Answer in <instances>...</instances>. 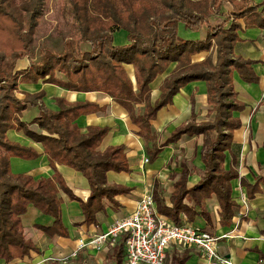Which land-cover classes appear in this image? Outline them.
Wrapping results in <instances>:
<instances>
[{
	"label": "trees",
	"instance_id": "16d2710c",
	"mask_svg": "<svg viewBox=\"0 0 264 264\" xmlns=\"http://www.w3.org/2000/svg\"><path fill=\"white\" fill-rule=\"evenodd\" d=\"M78 24V39L65 37L60 49L41 43L36 57L33 43L38 18L43 14V0H0V259L10 262L39 251L25 238L21 215L29 205L52 217L51 225L35 227L48 236H67L62 222L60 191L78 201L83 219L80 224L96 222V213L103 210L104 199L115 204L114 196L129 193L130 188L108 184V171L128 172L129 165L123 145L99 150L108 127L89 125L83 132L76 123L78 117L104 110L90 101L69 102L55 98L57 109L41 102L43 91L16 96L18 82L43 79L73 91H102L124 107L138 126L149 160L155 159L163 146L176 142L181 135H201L204 168L197 170L199 181L189 187V163L182 160L179 177L168 201L164 192L154 184L152 196L156 210L181 224L193 204L207 215L204 199L215 194L220 207V223L229 225L236 203L232 198L231 180L237 177L232 168L225 169V151L232 146L233 131L240 121L233 111L241 109L233 85V73L249 83L257 82L253 61L233 54L240 40L238 30L243 19L246 27L264 28V1L252 0H68ZM228 6L229 10L224 11ZM97 14L103 20L90 15ZM213 15L223 16L221 22H211ZM99 16V17H100ZM100 21L92 26V22ZM106 21V23H105ZM192 31L205 29L203 40L184 39L178 35V25ZM123 29L127 44L114 45L113 32ZM215 49L214 58L211 50ZM210 52L203 60L192 62V55ZM24 57L30 59L27 70H16ZM171 62L176 66L159 85V95L151 101L150 84ZM125 64L134 68V81ZM62 75L63 79L57 77ZM195 81L206 84L209 121H196V115L176 128L161 144L151 129L150 121L159 109L170 104L173 96L185 85ZM40 103V104H39ZM143 104V106H140ZM37 106L39 114L30 120L21 117L25 109ZM8 129L22 130L42 144L52 177L34 179L24 173H13L10 157L34 159L37 153L6 137ZM63 164L80 171L88 180L86 199L74 194L56 165ZM257 190L254 188L253 191ZM264 218V212H263ZM123 238L113 250L116 264L123 260ZM188 250L166 254L168 264H186ZM168 259V260H167ZM165 262V261H164ZM258 264H264L259 252Z\"/></svg>",
	"mask_w": 264,
	"mask_h": 264
},
{
	"label": "crops",
	"instance_id": "0c3cea01",
	"mask_svg": "<svg viewBox=\"0 0 264 264\" xmlns=\"http://www.w3.org/2000/svg\"><path fill=\"white\" fill-rule=\"evenodd\" d=\"M228 10L229 7L225 6L224 11ZM223 18L221 15H213L211 22L219 23ZM238 22L241 24L238 30L240 40L234 44L233 54L253 61L252 68L258 80L254 83L245 82L237 72L233 73L236 101L242 107L232 114L238 118L240 126L233 131L232 146L225 151L223 162L225 169L232 168L237 172V177L231 180L232 198L236 203L232 221L229 225L220 223V207L215 194L204 199L208 217L201 214L200 208L193 202L186 200L190 209L187 215L183 213L181 218L182 222L191 223L216 236L219 253L230 258L234 264H258L259 252L264 253V28L246 27L243 19H238ZM178 34L186 39L203 40L206 31L202 28L200 31L191 32L184 29L180 23ZM127 42L125 30L113 32L114 45H124ZM208 54V51L196 53L192 55V61H201ZM18 62L16 70H27L29 63L27 66L18 67ZM175 66L176 62H171L150 84L152 102L159 95V85ZM125 69L134 81L133 66L125 64ZM57 77L63 79L62 75ZM39 91L44 92L40 103L49 109H57L55 98H63L69 102L90 101L104 108L102 111L81 115L76 123L83 132L89 125L109 128L99 145L101 151L109 146H124L130 170L108 171L106 179L108 184L125 186L131 190L129 193L115 195V204L104 199L103 210L96 213V222L89 225L80 224L83 214L78 201L70 199L64 191H60L62 222L67 228V236L51 237L36 228V224L51 225L53 219L29 205L26 212L21 215L23 231L25 238L31 240L39 251L30 250L28 255L10 262L0 259V264H116L113 250L121 239H118L116 244H108L106 248L101 249L91 246L79 248L80 240L88 241L92 235L105 232L117 218L130 214L144 193L152 194L154 184L163 190L169 203V195L173 192L174 182L182 169L180 165L182 160L189 163L188 186L195 185L200 178L197 170L204 168L202 136L183 134L176 142L163 146L155 159L144 162V157L148 156L144 150V140L138 134L139 128L132 122L126 109L111 96L102 91L68 90L43 79L36 82H18L15 94L22 99L27 93L34 94ZM208 109L205 82L195 81L185 85L173 96L172 102L159 109L156 117L150 121L158 144L164 142L176 128L186 123L192 114L196 115L197 122L211 120L212 117L207 113ZM38 114L37 106H28L21 120H30ZM6 137L20 145L30 147L37 153L34 159L10 157V169L13 173L28 174L34 179L53 176L54 170L50 167L40 142L17 129H8ZM56 167L74 194L86 199L89 192L87 178L80 171L66 165L57 164ZM254 188L257 190L253 191ZM185 250L189 252L186 264H215L194 248L175 247L169 249L167 254L173 251L182 253ZM122 255L121 264H125L124 247ZM164 264H168V261L165 260Z\"/></svg>",
	"mask_w": 264,
	"mask_h": 264
},
{
	"label": "built area",
	"instance_id": "2783aa9c",
	"mask_svg": "<svg viewBox=\"0 0 264 264\" xmlns=\"http://www.w3.org/2000/svg\"><path fill=\"white\" fill-rule=\"evenodd\" d=\"M144 157V162H148ZM123 238L125 264H164L167 251L172 248H194L215 264H234L217 249V237L188 222L175 223L156 210L151 193H144L134 210L117 218L105 232L92 235L79 248H106Z\"/></svg>",
	"mask_w": 264,
	"mask_h": 264
},
{
	"label": "rangeland",
	"instance_id": "374dc122",
	"mask_svg": "<svg viewBox=\"0 0 264 264\" xmlns=\"http://www.w3.org/2000/svg\"><path fill=\"white\" fill-rule=\"evenodd\" d=\"M20 2L22 0H16ZM264 1V0H263ZM260 1V2H263ZM83 2H89V0H79V3L82 4ZM255 3L256 2L253 0ZM91 16L95 18L102 19L100 15L92 14ZM100 16V17H99ZM100 21L92 22V26L99 24ZM106 23V21H105ZM183 28L192 32V30L187 29L184 25ZM180 36V34H178ZM79 36L78 33V24L77 21L73 17L72 7L68 0H43V14L38 18V25L35 34V40L33 43L34 47V54L33 58L36 57L37 47L41 43H45L53 47L54 49H60L62 40L65 37H72L73 39L77 40ZM181 37V36H180ZM186 39V38H184ZM211 55L214 58L215 49L210 51ZM209 52V53H210ZM192 59V57H191ZM30 59L24 57L23 59L19 60L18 67L27 66ZM196 62V61H192ZM198 62V61H197ZM134 69V68H133Z\"/></svg>",
	"mask_w": 264,
	"mask_h": 264
}]
</instances>
